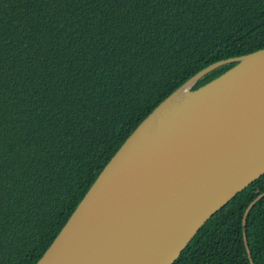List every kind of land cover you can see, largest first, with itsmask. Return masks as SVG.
Segmentation results:
<instances>
[{
	"label": "trees",
	"instance_id": "trees-1",
	"mask_svg": "<svg viewBox=\"0 0 264 264\" xmlns=\"http://www.w3.org/2000/svg\"><path fill=\"white\" fill-rule=\"evenodd\" d=\"M264 48V0H0V264H36L140 122ZM221 65L197 88L231 68ZM264 175L173 264H264ZM245 229V231H244Z\"/></svg>",
	"mask_w": 264,
	"mask_h": 264
},
{
	"label": "water",
	"instance_id": "water-1",
	"mask_svg": "<svg viewBox=\"0 0 264 264\" xmlns=\"http://www.w3.org/2000/svg\"><path fill=\"white\" fill-rule=\"evenodd\" d=\"M263 175L261 48L204 67L162 100L104 166L36 264H173L208 219ZM262 197L246 209L244 226Z\"/></svg>",
	"mask_w": 264,
	"mask_h": 264
}]
</instances>
